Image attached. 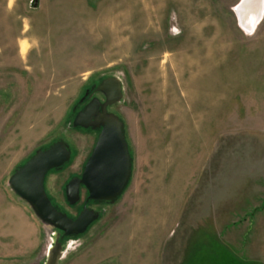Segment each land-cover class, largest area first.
Returning <instances> with one entry per match:
<instances>
[{"label":"rangeland","instance_id":"374dc122","mask_svg":"<svg viewBox=\"0 0 264 264\" xmlns=\"http://www.w3.org/2000/svg\"><path fill=\"white\" fill-rule=\"evenodd\" d=\"M240 1L0 0V264H45L54 245L8 185L37 149L72 151L51 202L84 200L64 186L96 135L72 122L110 77L131 178L83 235L56 236L57 264H264V0L249 31Z\"/></svg>","mask_w":264,"mask_h":264},{"label":"water","instance_id":"95a60500","mask_svg":"<svg viewBox=\"0 0 264 264\" xmlns=\"http://www.w3.org/2000/svg\"><path fill=\"white\" fill-rule=\"evenodd\" d=\"M263 0H241L236 7L240 24L251 30L257 23ZM106 101L91 99L73 118V127L101 126V131L87 157L79 177H72L64 186L65 199L73 205L81 197L80 186L86 192L85 203L75 218L59 210L48 197L45 180L49 172L63 168L71 160L69 146L61 140L37 149L18 166L9 177L10 189L32 209L36 217L57 231V237H71L85 233L99 213L86 202L114 203L125 191L132 173V156L124 135L123 122L118 116L107 114L108 103L122 97L117 78H106L97 87ZM103 108L101 113L98 108ZM55 236L45 264H57L61 245Z\"/></svg>","mask_w":264,"mask_h":264},{"label":"flooded vegetation","instance_id":"af4514ba","mask_svg":"<svg viewBox=\"0 0 264 264\" xmlns=\"http://www.w3.org/2000/svg\"><path fill=\"white\" fill-rule=\"evenodd\" d=\"M97 92V91H96ZM93 98H96L101 104L102 103H104L105 101H106V97L100 92V91H98L97 92V94H95V92L94 93H89V92H87L86 93V96L83 98V100H82V103H81V106L79 107V109L77 110V112L78 111H80V110H82V108L91 100V99H93ZM120 101V100H119ZM119 101H114V102H110V103H108L107 105H106V107H105V112L107 113V114H113V115H116V116H118V118L120 119V120H122V122H123V131H124V135H125V138H126V141H127V144H128V147H129V150H130V154H131V156H132V149H131V147H130V143H129V141H128V139H127V129H126V124H125V122H124V119H123V117H122V115L120 114V112L119 111H117V110H114V109H111V106L112 105H115L116 103H118ZM103 111V108L101 107V105H100V107L98 108V112L99 113H101ZM76 112V113H77ZM76 113H75V115H76ZM78 128H80V129H83V130H86V132L87 131H90L91 133H95V142H96V139H97V137H98V135H99V133H100V131H101V126H88L87 128H83V127H78ZM95 144V143H94ZM94 146V145H93ZM43 147H45V146H43ZM42 147V148H43ZM93 148V147H92ZM71 150V149H70ZM92 150V149H91ZM91 152V151H90ZM90 154V153H89ZM71 157H72V151H71ZM83 169V168H82ZM81 172H82V170H81ZM81 172L80 173H75V174H72L71 175V177L69 178V180L72 178V177H79L80 176V174H81ZM50 173V172H49ZM48 173V174H49ZM68 182V181H67ZM84 191V193H85V197H86V192H85V190H84V188L82 187V186H80V193H81V191ZM80 200V199H79ZM84 203H85V198H84V200L82 201V203L76 208V211H75V214H71V213H67V215L68 216H70V217H72V218H75L76 216H77V214L80 212V210H81V208H82V206L84 205ZM104 203H106V202H104ZM104 203H96V202H86V205H87V207H89L90 209H93L94 211H96V212H98L96 209H94L93 207H92V205L94 204V205H96V204H104ZM77 204V202L75 203V204H73V205H71V206H74L75 207V205ZM70 205V204H69ZM100 216H98V218H99ZM97 218V219H98ZM96 219V220H97ZM95 222V221H94ZM93 222V223H94ZM92 223V224H93ZM91 224V225H92ZM90 225V226H91ZM89 226V227H90ZM89 229V228H88ZM84 234V233H83ZM83 234H81V235H83ZM77 236H80V235H76V236H71V237H77ZM64 238H66V239H69V237H63V238H61L62 240L64 239Z\"/></svg>","mask_w":264,"mask_h":264},{"label":"bare ground","instance_id":"6f19581e","mask_svg":"<svg viewBox=\"0 0 264 264\" xmlns=\"http://www.w3.org/2000/svg\"><path fill=\"white\" fill-rule=\"evenodd\" d=\"M22 48V47H21Z\"/></svg>","mask_w":264,"mask_h":264},{"label":"trees","instance_id":"16d2710c","mask_svg":"<svg viewBox=\"0 0 264 264\" xmlns=\"http://www.w3.org/2000/svg\"><path fill=\"white\" fill-rule=\"evenodd\" d=\"M52 172V171H51Z\"/></svg>","mask_w":264,"mask_h":264}]
</instances>
